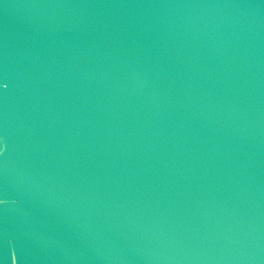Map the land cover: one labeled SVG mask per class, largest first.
Masks as SVG:
<instances>
[{"label": "water", "instance_id": "1", "mask_svg": "<svg viewBox=\"0 0 264 264\" xmlns=\"http://www.w3.org/2000/svg\"><path fill=\"white\" fill-rule=\"evenodd\" d=\"M0 264H264V0H0Z\"/></svg>", "mask_w": 264, "mask_h": 264}]
</instances>
